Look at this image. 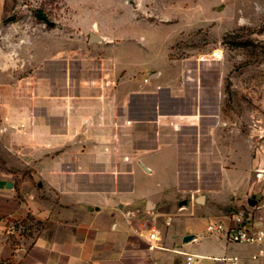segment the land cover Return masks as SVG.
Segmentation results:
<instances>
[{
    "label": "crops",
    "instance_id": "1",
    "mask_svg": "<svg viewBox=\"0 0 264 264\" xmlns=\"http://www.w3.org/2000/svg\"><path fill=\"white\" fill-rule=\"evenodd\" d=\"M7 2L0 0V23ZM95 35L99 42L107 39ZM46 50L19 43L16 64L26 65L27 51L34 54L29 65L35 71L51 61L44 67L52 72L49 79L29 81L62 94L18 92L9 95L12 106H3L2 118L9 121L3 130L19 142L8 147L17 152L16 164L7 157L16 172L0 170V264H186L178 251L205 256L202 264H219L215 257L264 264V240L251 244L227 237L233 212L250 201L251 225L264 229V179L256 178L257 169L264 170V151L247 155L240 167L221 168L213 182L200 169L188 195L183 152L161 126L171 114L170 91L180 89L177 65L167 52L163 64L142 70L128 68L117 49H108L103 58L111 61L108 70L98 62L85 64L89 70L98 66V73L75 79L66 65L59 79L56 48ZM9 61L2 59L0 69L10 68ZM148 127L154 134L143 133ZM29 215L40 222L33 237L26 236L32 241L27 247L12 244L8 229ZM219 222L222 233L208 232L210 223Z\"/></svg>",
    "mask_w": 264,
    "mask_h": 264
},
{
    "label": "rangeland",
    "instance_id": "2",
    "mask_svg": "<svg viewBox=\"0 0 264 264\" xmlns=\"http://www.w3.org/2000/svg\"><path fill=\"white\" fill-rule=\"evenodd\" d=\"M7 3L5 18L0 23V62L9 57L13 64L0 69V170L16 172V167L7 166V157L12 156L16 164L17 152L8 147L19 139L3 130V123L9 122L2 118L3 106L7 109L12 106L7 103L9 95L13 98L21 92L25 96L49 97L58 93L50 86L32 87L29 81L49 79L52 72L44 67L51 61L41 65L43 70L35 71L29 65L34 54L27 51L23 56L26 65L16 64L19 61L16 49L23 42L27 47L36 45L41 53H47L49 47L56 48L59 79L65 77L66 65L73 67L69 72L75 79L93 77L92 72H97L98 66L89 70L87 65L83 67L85 64L98 62L108 70L111 61H103L108 49H117L120 62L128 68L142 67V70L163 64L167 52L168 60L177 65L175 83L180 89L170 91L171 114L161 126L169 132L165 138L176 139L183 152V165L189 175L185 183L188 195L194 193L193 179L200 169L203 178H211L209 181L213 182L221 168L240 167L242 161L249 159L247 155L255 158L264 151V0H8ZM91 33L107 39L91 40ZM216 49L223 50L221 59L212 57ZM3 50L10 54H3ZM155 69L149 70L148 75ZM144 105L150 113L152 104ZM148 128L143 133L154 134ZM198 149L201 158L200 152L195 154ZM20 231L16 239L27 247L32 240L26 235L19 237Z\"/></svg>",
    "mask_w": 264,
    "mask_h": 264
},
{
    "label": "built area",
    "instance_id": "3",
    "mask_svg": "<svg viewBox=\"0 0 264 264\" xmlns=\"http://www.w3.org/2000/svg\"><path fill=\"white\" fill-rule=\"evenodd\" d=\"M212 57L214 59H221L223 57V50L216 49L212 53ZM256 177L260 181L264 179V170L257 169ZM250 205V204H249ZM251 215L248 209L240 207L237 208L232 215V219L234 225L227 231V237L232 242H246L251 244H260L264 240V229L255 228L251 225ZM208 232L211 234L214 233H222L225 230L223 223H210L207 226ZM12 232L17 234V230L11 228ZM179 253L186 256V264H202L201 260L205 258V256L187 253L183 251H178ZM215 261L219 262V264H239L240 259L238 257H230V258H214Z\"/></svg>",
    "mask_w": 264,
    "mask_h": 264
},
{
    "label": "trees",
    "instance_id": "4",
    "mask_svg": "<svg viewBox=\"0 0 264 264\" xmlns=\"http://www.w3.org/2000/svg\"><path fill=\"white\" fill-rule=\"evenodd\" d=\"M43 20L47 23H49V20L45 17H41ZM40 222L35 220V218L31 215L27 216L26 218L22 220L15 221L11 227L8 229V234H9V239L11 240L12 244H16L18 241L16 239V234L15 232L11 231V228H14L15 231L21 230L19 233V237L23 236H33V229L36 227V225H39Z\"/></svg>",
    "mask_w": 264,
    "mask_h": 264
},
{
    "label": "water",
    "instance_id": "5",
    "mask_svg": "<svg viewBox=\"0 0 264 264\" xmlns=\"http://www.w3.org/2000/svg\"><path fill=\"white\" fill-rule=\"evenodd\" d=\"M98 39V37H97V35H95V34H92V36H91V40H97ZM12 186V184L11 183H8V187H11ZM203 199V195H201L200 196V200H202ZM249 204L250 205H254V203L253 202H249ZM191 239V236H186V238H185V240H190Z\"/></svg>",
    "mask_w": 264,
    "mask_h": 264
}]
</instances>
